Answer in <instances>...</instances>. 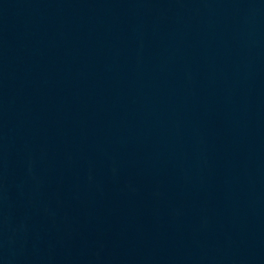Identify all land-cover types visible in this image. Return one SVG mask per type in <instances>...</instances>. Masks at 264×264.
<instances>
[{"label":"water","instance_id":"obj_1","mask_svg":"<svg viewBox=\"0 0 264 264\" xmlns=\"http://www.w3.org/2000/svg\"><path fill=\"white\" fill-rule=\"evenodd\" d=\"M0 264H264V0H0Z\"/></svg>","mask_w":264,"mask_h":264}]
</instances>
